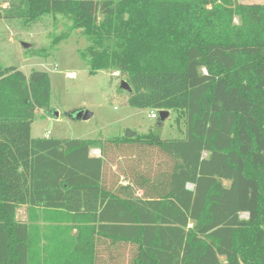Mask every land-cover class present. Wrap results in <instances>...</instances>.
<instances>
[{
	"label": "trees",
	"instance_id": "16d2710c",
	"mask_svg": "<svg viewBox=\"0 0 264 264\" xmlns=\"http://www.w3.org/2000/svg\"><path fill=\"white\" fill-rule=\"evenodd\" d=\"M4 1L0 18L67 19L52 45L81 30L92 74L125 76L128 105L179 110L186 131L32 138L49 75L0 66V264H264V3ZM21 205L56 225L17 221Z\"/></svg>",
	"mask_w": 264,
	"mask_h": 264
},
{
	"label": "rangeland",
	"instance_id": "374dc122",
	"mask_svg": "<svg viewBox=\"0 0 264 264\" xmlns=\"http://www.w3.org/2000/svg\"><path fill=\"white\" fill-rule=\"evenodd\" d=\"M236 1L264 3V0ZM0 5L7 7L8 3L3 0ZM69 24L59 14H46L31 23L17 17L0 18V66H14L25 74L32 69L43 70L50 78L49 107L35 111L30 126L32 138L47 135L59 139H106L121 136L126 128L138 133L154 132L161 138L184 136L185 117L179 110H168V116L161 121L158 110L127 104L128 92L120 87V81H126L125 76H114L108 70L90 72L81 56L89 41L81 30L71 31L67 38L52 45L54 38L66 32ZM67 72L73 75L69 77ZM81 110L90 112L91 116L86 120L74 118ZM151 111L156 114L154 118L150 117ZM20 207L15 219L30 223L40 233L56 225L40 209Z\"/></svg>",
	"mask_w": 264,
	"mask_h": 264
},
{
	"label": "water",
	"instance_id": "95a60500",
	"mask_svg": "<svg viewBox=\"0 0 264 264\" xmlns=\"http://www.w3.org/2000/svg\"><path fill=\"white\" fill-rule=\"evenodd\" d=\"M24 46H27L26 44H24ZM120 87L126 91H130V86L128 85V83L124 80L120 81ZM91 116V113L88 111H78L75 115L74 118L76 119H83L86 120ZM168 116V111L166 110H158L157 112V117L163 121L166 117Z\"/></svg>",
	"mask_w": 264,
	"mask_h": 264
},
{
	"label": "crops",
	"instance_id": "0c3cea01",
	"mask_svg": "<svg viewBox=\"0 0 264 264\" xmlns=\"http://www.w3.org/2000/svg\"><path fill=\"white\" fill-rule=\"evenodd\" d=\"M68 73V72H67ZM69 74V73H68ZM68 74H67V76H68ZM122 135V134H121ZM45 137H48L47 135L46 136H44V137H39V138H45ZM54 138V137H53ZM101 139V138H100ZM105 139V138H104ZM100 154H101V151H100V149L99 148H97V147H94V148H91L90 150H89V155L90 156H92V157H100ZM120 183H122V184H126L127 183V181H124V180H120ZM26 205H21V207L20 208H23V207H25ZM18 209H19V207L17 208V210L16 211H18ZM25 210V209H24ZM25 214H26V211H25V213H24V217H25ZM21 222H23V221H21Z\"/></svg>",
	"mask_w": 264,
	"mask_h": 264
},
{
	"label": "built area",
	"instance_id": "2783aa9c",
	"mask_svg": "<svg viewBox=\"0 0 264 264\" xmlns=\"http://www.w3.org/2000/svg\"><path fill=\"white\" fill-rule=\"evenodd\" d=\"M202 71L205 72V69L202 68ZM72 75H73V74H68L69 77L72 76ZM155 116H156V114H155L153 111H151V112H150V117L154 118Z\"/></svg>",
	"mask_w": 264,
	"mask_h": 264
},
{
	"label": "bare ground",
	"instance_id": "6f19581e",
	"mask_svg": "<svg viewBox=\"0 0 264 264\" xmlns=\"http://www.w3.org/2000/svg\"><path fill=\"white\" fill-rule=\"evenodd\" d=\"M69 74H72V73H69Z\"/></svg>",
	"mask_w": 264,
	"mask_h": 264
}]
</instances>
